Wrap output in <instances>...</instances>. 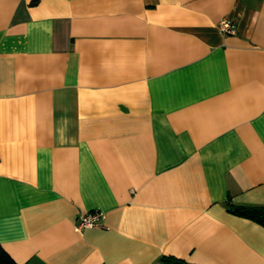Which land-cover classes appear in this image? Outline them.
I'll return each mask as SVG.
<instances>
[{
  "label": "crops",
  "instance_id": "crops-1",
  "mask_svg": "<svg viewBox=\"0 0 264 264\" xmlns=\"http://www.w3.org/2000/svg\"><path fill=\"white\" fill-rule=\"evenodd\" d=\"M228 203L264 206V0H0L18 264H264V225ZM92 209L104 227L76 231Z\"/></svg>",
  "mask_w": 264,
  "mask_h": 264
},
{
  "label": "trees",
  "instance_id": "trees-1",
  "mask_svg": "<svg viewBox=\"0 0 264 264\" xmlns=\"http://www.w3.org/2000/svg\"><path fill=\"white\" fill-rule=\"evenodd\" d=\"M228 210L264 225V206L228 203ZM161 259L165 264H196L174 255H164ZM0 264H18L2 246H0Z\"/></svg>",
  "mask_w": 264,
  "mask_h": 264
},
{
  "label": "built area",
  "instance_id": "built-area-1",
  "mask_svg": "<svg viewBox=\"0 0 264 264\" xmlns=\"http://www.w3.org/2000/svg\"><path fill=\"white\" fill-rule=\"evenodd\" d=\"M218 28L223 32H235V27L228 19H221L218 22ZM104 213L99 209H92L79 215L75 222L74 229L82 231L88 227H104Z\"/></svg>",
  "mask_w": 264,
  "mask_h": 264
}]
</instances>
